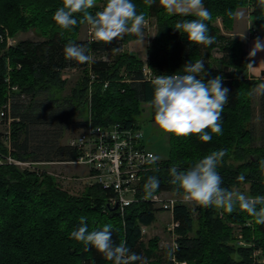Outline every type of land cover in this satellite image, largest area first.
<instances>
[{
	"label": "trees",
	"instance_id": "obj_1",
	"mask_svg": "<svg viewBox=\"0 0 264 264\" xmlns=\"http://www.w3.org/2000/svg\"><path fill=\"white\" fill-rule=\"evenodd\" d=\"M132 2L138 14L143 12L146 19L157 22L146 62L124 50L135 35L125 34L122 39L104 44L79 39L84 24L61 29L53 15L62 0H0V109L5 106L4 122L12 120L11 136L0 134V264H113L94 247L70 238L81 216L86 217L89 231L113 225L114 243L125 241L126 247L144 258L146 264H264V225L256 224L238 207L227 213L215 207L197 205L192 209L187 204H177L173 210V220L178 223L173 230L176 247L166 259L160 253L159 238L147 243L143 239V226L151 225L157 213L165 210L140 200L122 212L110 205L114 192L99 184H92L82 195H73L47 172L20 169L8 162L9 156L35 165L74 161L76 150L61 142L70 124L79 131L89 119L98 126L121 123L139 127L138 119L145 111L144 105L150 106L154 91L152 79L144 75L145 66L155 76L183 75V66L203 60L204 73L198 78L204 77L207 82L221 76L223 86L229 89L222 134L206 130L212 136L209 142L197 135L177 138L170 134V157L157 160L144 172L140 196H145L144 184L153 176L160 183L153 195H182L170 183L169 169L177 166L188 170L221 149L227 151L216 169L222 177L221 186L236 191L248 185L244 195H264V176L259 168L264 145H255L252 125L255 89L264 80L249 76L248 64L253 61L248 59L243 40L223 33L214 24L221 17L224 28L231 30L236 11L249 6L251 33L264 32V8L259 0H203L212 14V19L205 21L208 33L216 37L209 46L191 44L185 34L174 29L178 21L197 19L194 15L168 14L159 0L152 6L145 0ZM104 3L105 0H96V6L89 11L95 14L101 10L98 5L103 7ZM75 16L81 18L80 14ZM31 29H37L43 38L22 40L7 48L1 37L6 31L14 36ZM69 42L86 47L91 61L66 59L64 47ZM109 53L118 55L105 59ZM68 69L82 74L65 94L68 80L63 74ZM7 76L11 86L16 87L11 92ZM259 103L260 120L264 121V94H260ZM154 112L150 106L152 121ZM78 116L82 119L76 121ZM241 174L245 176L243 183L236 179ZM257 251L260 254H255Z\"/></svg>",
	"mask_w": 264,
	"mask_h": 264
},
{
	"label": "clouds",
	"instance_id": "obj_2",
	"mask_svg": "<svg viewBox=\"0 0 264 264\" xmlns=\"http://www.w3.org/2000/svg\"><path fill=\"white\" fill-rule=\"evenodd\" d=\"M149 6L156 0H145ZM264 8V0H259ZM159 5L168 14L182 16L194 15L197 19L178 21L174 29L185 34L191 44L209 46L215 43L216 37L208 33L205 21L212 19V14L205 8L203 0H159ZM96 0H62L53 20L61 29H73L77 24H87L95 42L110 44L113 40L122 39L125 34L135 35L140 42L144 41L143 29L147 20L143 12L137 13L132 0H105L101 10L91 13ZM75 14H80L78 20ZM231 16V11L228 12ZM264 51V39L257 37L249 52L255 57ZM66 59L87 63L92 57L84 46L69 42L64 47ZM203 60H196L183 66L184 73L172 75H156L152 79L153 97L149 102L155 110L154 123L163 133L177 138L197 135L204 142H209L214 134H222V114L224 106L229 103V89L223 86L222 77L216 76L204 81L198 78L204 73ZM253 66L252 63L248 64ZM257 94H264V83L255 89ZM227 154L225 149L213 151L211 154L195 162L188 170H179L177 166L169 169L170 183L176 186L183 199L202 207H215L232 213L238 207L240 211L253 217L256 224L264 225V195L246 196L239 191L228 190L221 186L222 177L217 172V165ZM158 156L149 155L148 164H155ZM259 168L264 176V159L259 161ZM243 183L245 176H237ZM264 183V180H262ZM160 183L156 177H149L144 184L145 199L153 196ZM260 205L258 208L257 206ZM70 238L82 242L86 247L92 246L113 264H146V260L126 247V242L115 244L113 241V225L106 224L100 229L89 231L86 217H80L78 228L70 232Z\"/></svg>",
	"mask_w": 264,
	"mask_h": 264
},
{
	"label": "rangeland",
	"instance_id": "obj_3",
	"mask_svg": "<svg viewBox=\"0 0 264 264\" xmlns=\"http://www.w3.org/2000/svg\"><path fill=\"white\" fill-rule=\"evenodd\" d=\"M100 8L102 9L101 5ZM244 9L237 10L239 11L238 16L244 18L247 15V11L250 10L249 6L242 7ZM236 15V14H235ZM147 24L143 29V36L144 41L140 42L138 38L135 36V39L129 41L124 50L135 54L138 58L146 62L147 60V47L152 42L156 35L157 31V22L156 20L151 21L150 19H146ZM235 21V17H234ZM149 22V23H148ZM223 24V20L221 17H218L215 20L216 24ZM234 25V24H233ZM233 29V27H232ZM231 29V30H232ZM226 30V29H225ZM253 33L251 31L246 32L247 36H251ZM264 36V32H262ZM2 39L6 41L7 48L16 46L22 40H38L42 39L40 32L37 29H31L29 31H18L14 36L9 35L8 31H6L5 35H1ZM89 37V26L85 23L78 34L79 39L87 40ZM240 38V37H238ZM243 38V39H242ZM241 40H246V36L242 35ZM255 40V39H254ZM249 42V41H248ZM254 42V41H253ZM251 45V42H249ZM254 44V43H253ZM117 53H109L104 56L105 59H115L117 57ZM217 57H220L219 53H216ZM258 65H264V51L258 52L255 57H253ZM253 59V60H254ZM254 63V62H253ZM255 68V67H254ZM10 70V69H9ZM256 70V68L254 69ZM82 72L80 70H66L63 74V78L68 80L66 93H69L71 88L76 84V82L81 77ZM264 80V77H263ZM7 83L9 84L10 92L16 88L11 86V78L7 76L6 78ZM260 94L254 93V114H253V130L256 137L255 145H264V121L260 120L261 111H260V103H259ZM5 106L0 109V134L10 135V123L12 120L8 122H4L2 120L1 113L3 112ZM86 113H89V109H84ZM144 113L138 119L139 127L141 128V132L143 135V139L147 146V149L152 151L156 156L159 157V161H164L169 159L170 157V134L163 133L159 128L155 125L154 121H152L151 113H150V106L148 104L144 105ZM81 117H76V121L81 120ZM79 130L76 129L75 125L70 124L68 131L61 141L63 144H68L69 139L76 135ZM8 142V141H7ZM8 148H9V142ZM10 159H14L11 156L8 157V162ZM20 169H28L32 171H39V172H47L48 174L52 175L54 180L61 185L64 189L68 190L73 195H82L86 193V190L89 186L92 185L94 179L89 177L88 169L83 165L78 164H65V163H41V164H31V165H19ZM248 189V185H243V188L236 189L243 193L245 190ZM190 207L195 209L197 204L190 202ZM173 222V217L171 212L167 211H160L156 215V220L149 226H143V239L147 243L152 238H159V249L160 253L164 256V258L168 259L171 257V249L176 247V238L177 235L174 234L173 230L171 231V224ZM255 254H260L257 251ZM262 262V261H261Z\"/></svg>",
	"mask_w": 264,
	"mask_h": 264
},
{
	"label": "built area",
	"instance_id": "obj_4",
	"mask_svg": "<svg viewBox=\"0 0 264 264\" xmlns=\"http://www.w3.org/2000/svg\"><path fill=\"white\" fill-rule=\"evenodd\" d=\"M88 39L94 41L90 32ZM144 75L149 80L155 77L148 66L144 68ZM4 114L3 111L1 116ZM68 145L76 150L77 157L74 161L62 163L85 166L89 171V177L94 179L92 184H99L104 189L114 192L110 205L115 206L118 203V208L122 212L132 203L143 200L150 201L156 208L171 212L173 217V210L177 204L190 205L182 195L160 193L149 199L140 196L142 175L151 166L146 161L150 154H155L147 149L139 127L121 123L98 126L89 119L88 124L69 139ZM9 163L32 164L15 159H10ZM176 226L178 223L173 220L171 231ZM176 264L187 263L176 262Z\"/></svg>",
	"mask_w": 264,
	"mask_h": 264
},
{
	"label": "crops",
	"instance_id": "obj_5",
	"mask_svg": "<svg viewBox=\"0 0 264 264\" xmlns=\"http://www.w3.org/2000/svg\"><path fill=\"white\" fill-rule=\"evenodd\" d=\"M240 9H244V8H240ZM240 9H238V10L240 11ZM239 11L236 12L235 21H234V25H233L232 30H225L222 23L219 25L218 24H216V25L221 28L223 33L228 34L230 36L240 37V38H242V35L246 36V40H243V42L245 45V49L248 52V59L250 61L254 62L253 66L249 67V76L251 78H255V79H263V77H264V75H263L264 65L260 64L257 66L255 59L253 57H249V52L251 51V49L253 47V43H254L253 41H255L254 39H256L257 37L264 39V36L262 35V32H260V31L255 32L254 30H253L254 33L251 36H247L246 32L248 31V33H249V31L251 30V27H252V21L250 19V10L247 11V15L244 16V18H242L241 16H238ZM150 20L153 21L154 19H150ZM248 41L251 42V45L249 44ZM147 59H148V55H147ZM254 67L256 68V70H254L255 69Z\"/></svg>",
	"mask_w": 264,
	"mask_h": 264
},
{
	"label": "water",
	"instance_id": "obj_6",
	"mask_svg": "<svg viewBox=\"0 0 264 264\" xmlns=\"http://www.w3.org/2000/svg\"><path fill=\"white\" fill-rule=\"evenodd\" d=\"M119 207V204L117 203L115 206H114V209H118Z\"/></svg>",
	"mask_w": 264,
	"mask_h": 264
}]
</instances>
